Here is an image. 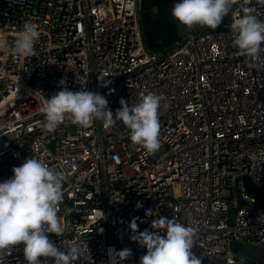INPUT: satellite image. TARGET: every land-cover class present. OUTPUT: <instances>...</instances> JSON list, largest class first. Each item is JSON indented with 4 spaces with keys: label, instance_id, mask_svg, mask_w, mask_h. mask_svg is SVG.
I'll list each match as a JSON object with an SVG mask.
<instances>
[{
    "label": "built area",
    "instance_id": "1",
    "mask_svg": "<svg viewBox=\"0 0 264 264\" xmlns=\"http://www.w3.org/2000/svg\"><path fill=\"white\" fill-rule=\"evenodd\" d=\"M140 2L129 9V0H0L9 49L26 20L41 33L34 56L0 50V182L26 158L65 174L64 233L47 235L65 253L79 245L73 264H110V248L131 250L120 264H140L146 249L128 225L135 218L137 231H153L157 216L196 230L201 264H244L231 238L264 247V210L238 180L264 187V45L255 58L239 54L229 14L216 29L150 51ZM241 5L264 20L256 0H239L233 12ZM149 11L159 15L157 5ZM62 88L103 95L114 115L122 98L134 106L148 93L162 96L160 149L147 154L119 121L105 129L65 119L45 131L41 108ZM0 264H26L23 244L0 253Z\"/></svg>",
    "mask_w": 264,
    "mask_h": 264
},
{
    "label": "clouds",
    "instance_id": "2",
    "mask_svg": "<svg viewBox=\"0 0 264 264\" xmlns=\"http://www.w3.org/2000/svg\"><path fill=\"white\" fill-rule=\"evenodd\" d=\"M256 2L264 6V0ZM238 3L239 0H180L173 4L170 14L179 26L189 29L194 26L216 29L223 17L230 14L234 47L239 54L255 58L264 45V20L258 19L253 9L244 5L233 12V6ZM128 6L129 9L134 7V0H129ZM40 35L38 25L26 20L22 29L15 33L11 49L8 36L0 32V50H9L10 54L17 56H34ZM163 99L160 95L148 93L137 104L129 106L122 98L114 115L103 95L86 89L71 91L62 88L47 98L41 108L43 127L47 132H54L65 119H70L81 127H89L98 120L107 129L119 121L128 130L134 145L140 146L147 154H154L161 147L158 109ZM12 172L11 178L0 182V253L11 254L12 246L23 244L26 264H41L42 257L52 258L54 264H73L81 254L79 245L73 244L65 253L47 235L61 236L64 233L58 205L63 199L65 174L33 158H26ZM145 211L146 215L151 214V209ZM103 218L104 213L98 220ZM128 227L133 233L130 238L146 249L140 257V264H201V259L192 251L197 235L193 227L165 216H157L151 221L153 231L147 228L137 231L135 218ZM160 231L165 234L162 236ZM130 255V249L115 251L110 248V264H120Z\"/></svg>",
    "mask_w": 264,
    "mask_h": 264
},
{
    "label": "water",
    "instance_id": "3",
    "mask_svg": "<svg viewBox=\"0 0 264 264\" xmlns=\"http://www.w3.org/2000/svg\"><path fill=\"white\" fill-rule=\"evenodd\" d=\"M178 2L180 0H141V25L145 43L150 51H161L187 33L206 27L194 26L189 29L179 26L170 14L173 4ZM154 5L160 10L157 17H153L149 11ZM226 20L228 15L224 16L221 22ZM238 180L243 182L246 190L264 210V187H256L248 176H242ZM228 247L236 257L245 260L248 264H264V247L248 245L235 238L229 240Z\"/></svg>",
    "mask_w": 264,
    "mask_h": 264
},
{
    "label": "rangeland",
    "instance_id": "4",
    "mask_svg": "<svg viewBox=\"0 0 264 264\" xmlns=\"http://www.w3.org/2000/svg\"><path fill=\"white\" fill-rule=\"evenodd\" d=\"M243 260V259H242ZM243 261H245V260H243ZM246 262V261H245ZM205 264H213L212 262H210V261H207Z\"/></svg>",
    "mask_w": 264,
    "mask_h": 264
},
{
    "label": "trees",
    "instance_id": "5",
    "mask_svg": "<svg viewBox=\"0 0 264 264\" xmlns=\"http://www.w3.org/2000/svg\"><path fill=\"white\" fill-rule=\"evenodd\" d=\"M159 14H160V10H159ZM244 264H247V263H244Z\"/></svg>",
    "mask_w": 264,
    "mask_h": 264
},
{
    "label": "flooded vegetation",
    "instance_id": "6",
    "mask_svg": "<svg viewBox=\"0 0 264 264\" xmlns=\"http://www.w3.org/2000/svg\"><path fill=\"white\" fill-rule=\"evenodd\" d=\"M159 9V8H158ZM154 17H157V16H154Z\"/></svg>",
    "mask_w": 264,
    "mask_h": 264
}]
</instances>
